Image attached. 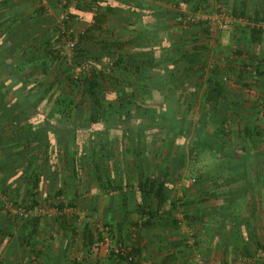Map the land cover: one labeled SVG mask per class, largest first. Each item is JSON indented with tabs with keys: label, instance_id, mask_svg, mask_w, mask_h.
<instances>
[{
	"label": "trees",
	"instance_id": "trees-1",
	"mask_svg": "<svg viewBox=\"0 0 264 264\" xmlns=\"http://www.w3.org/2000/svg\"><path fill=\"white\" fill-rule=\"evenodd\" d=\"M20 1L22 0L17 2ZM23 1L25 2L18 4L15 0L14 7L16 4L19 6L13 7V10L6 9V0L0 1V172L7 174L2 176L1 180L17 177V180H26L27 184L22 200L9 197L15 204L29 201L30 205H41L49 201V206L63 210L64 201H67L64 193L67 182L63 177L58 178L59 169L62 174L68 173L70 181L75 183L86 173V166L90 167L101 189L121 190L122 187L118 185L112 186L116 182L111 179L106 167H103L113 156L108 145L112 146V142L119 140L111 136L108 140L106 137L108 133H112L114 127L119 131L120 138L127 140L131 151H134L132 155L136 168L141 167L136 174L135 192L143 198L152 196L159 204L173 192L167 185L168 181L181 179L186 165L199 155L198 151L212 149L203 143L201 137L206 129L216 126L217 129L213 133L218 150H214L221 151L224 147V138L227 136L223 128L227 122L225 114L232 108L242 109L240 99L223 100L217 110L215 97L225 99L226 96L219 86L208 89L206 100L210 105L201 111L194 127L184 115L181 101L175 100L173 104L172 99L178 86L174 87L172 83H182L185 77L194 73V66L201 71L204 64L198 54L187 52L184 44L176 46L175 51L171 52L169 45H165L163 41L167 31L157 30L158 25L164 23L166 18L176 17L180 26L183 20L181 13L161 10L159 7L156 10V0H142L141 4L134 0H57L52 8H60L65 13L61 19L62 32H66L68 40H75L68 61L60 54L65 41L64 35L55 27L42 29L44 24L48 26L52 20L45 16L46 8L42 0ZM181 1L187 3L185 0ZM72 5L75 10L87 14L92 12L93 22L86 25V22L82 21L77 26L80 20L71 11L73 8L69 9ZM11 6L12 4L8 7ZM208 7V0H198L192 8L197 12L200 8H211ZM27 9L28 13L25 11ZM134 17L141 23V35ZM88 18L87 15L84 20L88 21ZM105 24L108 28L103 30ZM113 27L132 33L125 37L120 34L113 37L110 34ZM188 28L192 31L198 30L205 36L203 48H200L202 51H208L209 38L204 25H189ZM192 31L188 29L187 32L190 33L187 35H191ZM255 34L258 36L257 31ZM253 42L258 45L261 38L255 37ZM127 45H135L140 49L130 53L124 49ZM155 49L159 52L158 56L154 53ZM241 54L242 51H235V55ZM86 61L105 64L106 70H97L95 66L84 69L83 64ZM262 61V58L249 57L248 61L242 64L240 75L242 80L246 81L245 89L250 87L253 78L255 82L252 87H260L264 78ZM247 68L254 71V76ZM77 69L79 71H76ZM50 71L63 72L60 76L57 75L56 83L46 81ZM219 74L215 68L213 73L211 72L210 81L214 85L219 83ZM200 79L201 76H195V80ZM62 84L66 85L64 92L57 95L51 92ZM194 91L197 93V89ZM73 110H79V113L70 114ZM27 115L30 116L29 121ZM33 115L39 116L38 122H30ZM62 120L68 121L70 127L54 126L55 122H63ZM84 126L96 127L97 130L91 134L97 136V146H94L97 149L93 150L89 146L77 152L76 132L79 127ZM103 138L108 141L107 148L102 145ZM147 142L154 150V158L151 156L150 159L151 165L159 153L163 152L159 166L152 168L146 163L143 145ZM135 143L140 145L141 150L138 153L134 148ZM51 152H54V155ZM19 171L21 172L18 175ZM44 179L50 183L45 192L46 200L43 199L42 202L37 200V194ZM57 180L62 184L60 187L56 186ZM68 205L76 208L75 200H68ZM93 211L95 212V209ZM4 214L9 216L5 211ZM153 215L149 208L142 207L138 219H145L140 228L147 226ZM12 218L14 220L9 222L8 219L3 221L0 216V264H64L68 259L66 255L69 245L75 243L76 238L86 251H90L92 243L101 240L104 232L115 240L116 245L129 243L117 236L108 224L103 225L106 229L103 230V236L90 225L84 224L78 237L74 218L63 216L61 220L54 219L57 223L54 228H65L61 231L69 235L59 237V248L54 250V240L51 236L58 231L45 226V217H34L25 221ZM17 221L19 224L15 223ZM135 225V222L132 223V226ZM191 236L195 245L196 239L194 235ZM129 245L132 254L139 257L138 249L132 242ZM122 260L127 261L123 258Z\"/></svg>",
	"mask_w": 264,
	"mask_h": 264
},
{
	"label": "crops",
	"instance_id": "crops-1",
	"mask_svg": "<svg viewBox=\"0 0 264 264\" xmlns=\"http://www.w3.org/2000/svg\"><path fill=\"white\" fill-rule=\"evenodd\" d=\"M14 1L6 0V9L13 10L19 6V3L25 2L16 0L18 4L14 7ZM56 1L44 0L42 2L53 11L52 7ZM134 1L142 2V0ZM174 1L177 3L178 9H171L172 0H167V2L156 0L154 7L156 10L159 7L161 10L178 11L184 16L188 10L193 9V4L198 0H185L187 3L181 0ZM217 1L224 6L232 18V23L228 30L216 34L214 45L208 51L201 49L205 36L198 30L192 31L190 28H186V30L185 27L181 28V25H175L178 23L176 17L166 18L163 20L164 23L157 27L158 31H167H165L163 41L165 45H169L171 52L176 45L184 44L187 52L198 54L200 61L204 63L201 71H198L194 66V73L185 77L182 83H172V86H178L175 97L172 99L174 100L173 104H175V100L181 101L184 115L192 123V127L195 126L201 111L210 105L206 100L208 89L216 86L223 89L225 99L215 97L216 100H214L217 110H219L218 107H221L223 100L232 101V99L238 98L240 106H242V109L232 108L225 114L227 122L223 128L227 136L224 138L225 145L221 151H217L216 136L213 133L217 129L216 126L209 127L201 135L203 143L213 150L204 149L198 151V154L203 159L212 158L213 162H188L185 168L190 170L193 165L200 176L196 179V185L186 186L182 183V177L178 181H168L167 185L173 192L168 198L163 199L161 204L152 196L143 198L137 194L135 192L136 174L141 167L136 168V162L132 155L134 151H131L127 140L120 138L121 135L115 127L112 133L106 131L108 133L106 137L108 140L111 139L110 136L119 140L112 142V146L108 145L113 156L103 167H106L111 179L116 182L111 185H118L122 187L121 190L104 191L101 189L98 181L93 177L90 167L89 169L86 166V173L82 174L75 183L73 180L70 181L68 173L62 174L59 169L58 178L63 177L67 182V186L64 188L67 199L75 200L76 206L79 201L86 202L84 211L81 209L82 212H85L86 218L78 215L77 208L71 207L73 211L67 209L63 212V216L66 218H74L73 223L76 228L75 232L79 234L78 237L84 224L90 225L94 230V214L97 211L98 215L101 213L102 223L98 222L102 224L103 228L104 224H108L114 233H117V236L129 243L132 242L133 246L138 249L137 261L130 262L133 264H189L194 251L202 256L204 264H264V261L255 258L257 251L264 252V78L260 89L250 85L251 90L246 91V86H244L246 81H243L242 75H240L242 64L247 62L249 57L262 58V69L264 70V0ZM208 3L211 5L208 8L212 7V3ZM11 4L12 9L8 7ZM111 5L117 4L111 3ZM25 11L28 13L29 9ZM71 11L79 17L80 21L77 26L82 21H85L86 25L89 24V20H84L85 17L87 18V12L74 8ZM136 20L135 24L136 27H139L138 32L141 35L143 33L141 23L138 18ZM188 29L193 32L191 35H187L190 33L187 32ZM255 31L258 32V36ZM255 37L261 38L260 44H254ZM124 49L127 52L135 53L140 48L135 45H127ZM236 50L242 51V54L235 55ZM154 53L156 56L159 55L157 49ZM214 68L220 72L219 83L216 85L210 81ZM197 75L201 76L198 81L195 80ZM195 89H197V93H195ZM166 97L168 98V96ZM28 116L27 121H29ZM31 118V123H36L39 120L37 115H33ZM54 126L62 127L60 124H54ZM84 128L90 133L97 130L94 126ZM7 135L5 134V136ZM2 136L4 137V135ZM50 137L53 140V136ZM102 141L104 148H107L108 141L104 138ZM90 145L93 150L97 149L94 147L97 146L96 142L92 141ZM143 146L145 147L146 163H149L153 168L155 165L152 164V166L150 163L151 156L154 158L153 147L149 142H147V146ZM134 148L137 153L141 150L139 143H135ZM87 163L89 162L87 161ZM1 173L0 192L10 198L18 197V200H22L27 186L26 180L21 181L17 180V177L15 179L9 177L2 181L1 177L7 174ZM56 182H58L57 187L62 185L60 181ZM49 183L44 179L39 185V190L44 192L43 196H45ZM103 187L106 186L103 184ZM85 188L86 190L89 188L92 192L83 194ZM142 207L149 208L154 215L147 226L140 228L141 224H138L140 221L138 218ZM134 222L137 225L132 226ZM62 229L65 228L54 229V231H58L57 234L60 238L62 235H69L67 232H62ZM103 230L105 228L102 229L101 236H103ZM57 234L55 233L53 236ZM191 235H194L196 239L195 245L191 241ZM77 239L75 243H70L69 252L66 255L68 259L63 262L64 264L73 262L74 264H129L115 254L96 257L90 251H86L87 249ZM54 241L53 249L56 250L59 248V240ZM112 243L115 244L114 239H112Z\"/></svg>",
	"mask_w": 264,
	"mask_h": 264
},
{
	"label": "built area",
	"instance_id": "built-area-1",
	"mask_svg": "<svg viewBox=\"0 0 264 264\" xmlns=\"http://www.w3.org/2000/svg\"><path fill=\"white\" fill-rule=\"evenodd\" d=\"M232 18L227 14L224 6L222 4H217L214 7V12L197 11L196 13H187L183 16L182 24L183 26L188 25H204L206 29L208 40V48H212L214 45V37L219 32H224L229 29ZM75 40H66L60 50V54L64 56L68 61L72 55ZM254 76V71L251 68H247ZM255 82V78L252 79L251 83ZM250 84V85H252ZM251 87H248L246 91H250ZM195 182V179H189L184 181L186 186H191ZM0 205L3 210L7 212L10 216L15 217L21 221L29 220L34 217L43 216H54L58 214V209L55 206L41 207L39 205H28V204H15L9 199L8 196L0 194ZM145 218L138 221L141 224ZM106 230V229H105ZM104 230V231H105ZM106 235V232H104ZM192 241V239H191ZM193 242V241H192ZM90 252L94 255L99 253L104 255L115 254L116 256H121L128 262H136L138 257L132 254L131 247L129 243L124 245L113 244L106 236L102 238L101 241H95L90 247ZM102 252V253H101ZM121 258V259H122ZM256 259L264 261V252L259 250L255 255ZM189 264H204L200 254L195 253L191 258Z\"/></svg>",
	"mask_w": 264,
	"mask_h": 264
},
{
	"label": "rangeland",
	"instance_id": "rangeland-1",
	"mask_svg": "<svg viewBox=\"0 0 264 264\" xmlns=\"http://www.w3.org/2000/svg\"><path fill=\"white\" fill-rule=\"evenodd\" d=\"M42 1H44V0H42ZM208 2H211L212 3V7H211V10L209 9L208 11L210 12H214V7H215V5H217V4H220L219 3V1H217V0H208ZM43 3V2H42ZM44 6H45V8H46V14L48 15H45L46 17H50V18H52V20H51V22L50 23H53V24H48V26H47V24H44V27H42V29L44 28H51L52 29V27L54 28H58L59 29V33H61V34H63L64 35V38H63V41L65 40H68V35L66 34V32L64 31V32H62L63 31V29H62V17L64 16V12L62 11V10H60V9H53V11H51V9L44 3ZM171 6V9H178L177 8V4H175L174 2H172V5H170ZM209 6H211V5H209ZM71 8H73V5L69 8V9H71ZM200 10L201 11H204V8H200ZM188 13H196V11H194L193 9H191V10H188L187 11ZM185 14H187V13H185ZM88 15V19H89V24L90 23H92L93 22V17H94V14L91 12V13H88L87 14ZM91 20V21H90ZM175 25H177L178 26V23H176ZM192 26V25H191ZM181 28L182 27H185V28H188L189 27V25L187 26H183V24H181V26H180ZM108 27L106 26V24L105 25H103V27H102V29L103 30H106ZM184 29V28H183ZM48 31V30H47ZM110 34L114 37V36H117V35H122L123 37H125V36H127V35H131V31H126V32H123V31H121L120 29H118L117 27H113V29H110ZM122 37V38H123ZM55 43V42H54ZM57 44H55V46H56ZM177 46V45H176ZM173 51H175V48H173ZM84 69H90V68H93L94 66L97 68V70H101V69H104V70H106V67L104 66V65H101V64H96V63H94V62H92V61H90V62H88V61H86L84 64ZM76 71H79V69H77ZM63 72L62 71H60V73L59 72H57L56 73V71H50L48 74H47V76H46V81H48V82H52V83H56V80H57V78H58V76L57 75H61ZM66 85H59V86H57V88L55 87V88H53L52 90H51V92L52 93H54L55 95H57V94H59V93H61V92H64V90H66V87H65ZM109 95V94H108ZM74 97V96H73ZM77 97H79V96H77ZM77 97H75V99L77 98ZM109 97V96H108ZM114 97V96H113ZM74 99V98H73ZM45 113H47V110H46V112ZM73 113H79V110H77V111H75V110H73V111H71L70 112V114H73ZM75 115L76 114H74V116L73 117H75ZM46 117L48 118V114L46 115ZM63 122H60V121H58V122H55L54 124H56V125H59L60 124V126H62V128H68V127H70V125H69V122L68 121H64V120H62ZM195 123V122H194ZM85 127V126H84ZM84 127H82V128H80L79 127V130L76 132L77 133V135H76V143L78 144V147H77V152H80L81 150H84V149H86L88 146H91L90 144H91V142L93 141V142H96L97 141V136H95L94 134L92 135L89 131H87ZM84 128V129H83ZM146 146H147V144H145ZM51 154L52 155H54V152L52 153L51 152ZM162 155H163V152H160L159 153V155H158V157H157V159H156V162L153 160V162H152V164H154L155 166H159L160 164H159V161H160V158H162ZM77 157L79 156L78 154L76 155ZM156 158V157H155ZM52 160H53V158H52ZM193 161L194 162H196L197 163V161H202V162H213V160H212V158L211 159H203L202 157H200L199 155H197L196 156V158L195 159H193L190 163H193ZM56 162V161H55ZM53 164H54V162H52ZM195 163V164H196ZM196 167V166H195ZM201 173H203V171L201 170ZM200 176H199V174H198V171H196L195 169H194V167H193V165H191V169L190 170H187V169H185L184 170V173H183V175H182V183L184 184V181H187V180H189V179H197V178H199ZM83 194H86V193H91L92 191L88 188L87 190H86V188L83 190ZM43 193L44 192H42V191H40L39 190V187H38V197H37V199L38 200H46V198H45V196H43ZM0 194H2L1 192H0ZM5 194V193H4ZM4 194H2V195H4ZM6 195V194H5ZM7 196V195H6ZM43 196V197H42ZM48 198V197H47ZM65 200H67L66 202L64 201V207H63V210H60V211H58V214L57 215H54V216H51V217H48V216H43V217H45L47 220L45 221V226L47 227V228H50V229H52L53 231H54V227H55V225L57 224L55 221H54V219H62V216L64 215V211L65 210H70L71 209V207L68 205V199L67 198H65ZM14 201V200H13ZM42 202H44V201H42ZM49 201H47L46 203H41V205H39V206H41V207H48L49 206ZM19 204H21V203H19ZM22 204H28L29 205V201L27 202V203H22ZM86 207V202L85 201H79L78 203H77V206H76V208H77V211L79 212H77L76 210V213H78V215L79 216H84L85 218H86V214H85V212H82L81 211V209L84 211V208ZM74 209V208H73ZM80 210V211H79ZM71 211H73L72 209H71ZM0 212H1V217H3V221H6V219H8V221L9 222H12L14 219L9 215V216H7L6 214H4V211H3V208H2V206L0 207ZM101 212V211H100ZM66 214V213H65ZM99 214V212H95V220H94V225H95V227H94V231L95 230H97L100 234H102L101 232H102V229H103V227H102V220H101V213H100V215H98ZM91 217H93V216H91ZM98 221H100L101 223H99ZM60 222V221H59ZM15 223H17V224H19V222L17 221V222H15ZM14 223V225H16ZM70 227V226H69ZM69 229V228H68ZM104 232V231H103ZM107 237L111 242H112V239L108 236V235H104L102 238H104V237ZM52 238H53V240H55L56 239V241H57V238L56 237H59V234L58 235H55V236H51ZM77 239V238H76ZM78 240V239H77ZM102 240V239H101ZM101 240H98V241H101ZM55 242V241H54ZM102 253V252H101ZM195 253H198V252H196V251H194V254ZM199 254V253H198ZM102 254H98V255H96V257H102L101 256ZM202 257V256H201ZM99 260V259H98Z\"/></svg>",
	"mask_w": 264,
	"mask_h": 264
}]
</instances>
